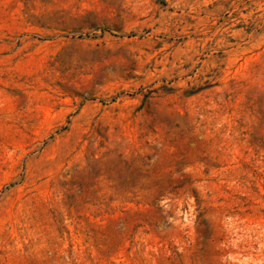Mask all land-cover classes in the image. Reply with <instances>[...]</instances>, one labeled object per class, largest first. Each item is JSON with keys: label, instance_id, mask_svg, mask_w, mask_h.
<instances>
[{"label": "rangeland", "instance_id": "1", "mask_svg": "<svg viewBox=\"0 0 264 264\" xmlns=\"http://www.w3.org/2000/svg\"><path fill=\"white\" fill-rule=\"evenodd\" d=\"M0 264H264V0H0Z\"/></svg>", "mask_w": 264, "mask_h": 264}]
</instances>
